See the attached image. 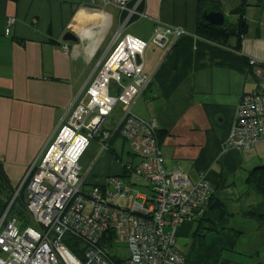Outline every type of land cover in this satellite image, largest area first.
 <instances>
[{
  "label": "crops",
  "instance_id": "obj_1",
  "mask_svg": "<svg viewBox=\"0 0 264 264\" xmlns=\"http://www.w3.org/2000/svg\"><path fill=\"white\" fill-rule=\"evenodd\" d=\"M92 1L0 0V166L10 182L24 180L75 106L88 100L84 88L116 41L130 36L147 42L150 53L145 50L141 64L152 77L174 42L162 54L161 47L152 46L156 29L195 33L198 0H144L139 8L144 17L132 20L115 0H97L94 6ZM231 8L221 11L225 18L236 16ZM247 15L250 34L253 20L262 37L249 34L243 50L264 62V12L249 9ZM67 32L78 40L63 41ZM263 83L255 70L212 66L187 73L169 97H160L159 88L148 90L150 85L136 99L138 113L131 109L139 119L157 121L171 172L193 183L204 177L214 188L209 205L175 231L173 250L185 264H264V219L253 214L262 213L264 200L247 182L250 172L264 167V141L249 150L228 147L242 97ZM115 109L121 122L123 109ZM246 164L253 169L243 171ZM81 167L89 170L88 183L117 172L96 141Z\"/></svg>",
  "mask_w": 264,
  "mask_h": 264
},
{
  "label": "built area",
  "instance_id": "obj_2",
  "mask_svg": "<svg viewBox=\"0 0 264 264\" xmlns=\"http://www.w3.org/2000/svg\"><path fill=\"white\" fill-rule=\"evenodd\" d=\"M130 1L115 3L122 12L144 17L137 11L144 0H137L133 8L128 7ZM183 32L157 28L153 43L161 47L169 34ZM147 46L132 37L112 45L100 73L84 88L88 101L75 106L69 123L58 130L21 181L27 186L26 208L34 226L25 222L18 227L16 219L8 221L7 213L0 220V264H184L173 250L175 231L183 220L205 209L213 186L204 177L193 183L180 172H170L156 145L157 122L131 112L151 81L137 63ZM251 64L264 80V62L252 59ZM114 85L122 88L119 96L111 95ZM115 108L123 109L127 121L122 134L146 158L135 173L153 187L150 195L118 176L88 183L81 175V159L91 138ZM263 141L264 91L242 97L228 147L249 150ZM166 214L172 215L170 226ZM68 241H77L79 248L72 251ZM121 244L127 256H120L119 263L107 260L106 246L116 256Z\"/></svg>",
  "mask_w": 264,
  "mask_h": 264
},
{
  "label": "trees",
  "instance_id": "obj_3",
  "mask_svg": "<svg viewBox=\"0 0 264 264\" xmlns=\"http://www.w3.org/2000/svg\"><path fill=\"white\" fill-rule=\"evenodd\" d=\"M135 1L137 2V0L130 1L128 3V7L133 8ZM229 1L232 3V14L236 15L238 18L235 24L230 25L227 23L226 18L225 25H227V28L214 27L205 22L202 16L203 12L209 13L224 11L223 8L226 6V3L228 5ZM96 3L97 0L92 1L93 6L96 5ZM142 6L143 4L141 3L139 8L142 9ZM139 8L137 11L141 13ZM249 9H258L264 12V0H198L195 33L193 35H187L185 32L179 35L174 33L169 34L176 35L174 42L172 43L169 51H167L162 64L151 77L149 85L143 92H145L151 85L148 90H156V88H159L160 93H156L159 94L160 97H169L187 73L212 66L230 67L242 73L249 70L251 73L252 70H254V66L251 64L252 59L249 58L243 50V42L250 34V24L247 15ZM123 12L127 13L125 11ZM135 16L137 17V15H130L128 13L129 20H132ZM115 87L116 90L114 91V89H112L111 95L119 96L122 92V88L119 85H115ZM262 91H264V83L263 87L258 90V92ZM254 92L257 91L249 92L247 94H253ZM123 116L124 119L121 120L120 125L116 126V129L108 127L107 129H104V127L101 129V138L98 139L97 143L99 144L102 152H108V154L112 156V159L117 160L119 163H121V156L117 154L114 144L118 139H122L125 143H127L130 149V152L128 153L130 155V160L123 164L122 169L116 168L117 172L112 173L109 176H118L137 191L142 192L145 195H150L151 191H153V187L146 182L144 178L135 173L138 165L145 162L146 158L141 156V154L136 153L133 149V141L122 134L124 129L123 127H125L127 123L125 114ZM105 133L109 134L107 138L105 137ZM160 136L161 134L158 132L157 123V129L154 137L156 139V145L160 149L163 156ZM127 165H131L132 169L130 171L127 170ZM104 180H106V178L102 179L99 183ZM247 182L251 191L264 200V167H257L250 172ZM10 183L11 182L0 166V220L3 215L7 213L9 216L8 221L16 219L19 224L21 219L29 218L26 208L27 186L24 184L19 189L13 190L11 189ZM136 187H139L140 189H137ZM213 193L214 188L211 193V197L207 202L208 205L212 201ZM18 203L19 207L15 208ZM261 208L262 213L258 214L253 212V214L256 217L259 216V218L264 219V203ZM171 216L172 215H165V218L167 219V226H170L171 224ZM111 237L112 236L110 234L107 238ZM122 245L123 244L119 246L122 247ZM68 247L72 251H75L79 248V243L77 241H68ZM106 247L109 252L107 254L108 258H105L109 261L114 260V262L119 263L121 261L120 257L117 255H111V248L108 246Z\"/></svg>",
  "mask_w": 264,
  "mask_h": 264
},
{
  "label": "rangeland",
  "instance_id": "obj_4",
  "mask_svg": "<svg viewBox=\"0 0 264 264\" xmlns=\"http://www.w3.org/2000/svg\"><path fill=\"white\" fill-rule=\"evenodd\" d=\"M226 7H232V3L229 1L228 2V5H227V3H226ZM238 18L236 17V16H227V18H226V21H227V23H231V22H236V20H237ZM263 20L264 19H262V22H263ZM255 22L252 20V26H251V34L249 35V38L250 39H255L256 37H262V35H260L259 34V32H258V34H257V30H258V28H257V25H255L256 26V28H255ZM175 37H176V35H168V37H167V40H166V42H165V44L163 45V46H161V51H163V53L162 54H164L167 50H168V45L169 44H171L172 42H173V40L175 39ZM264 37V36H263ZM170 40V41H169ZM156 44L154 43L152 46L154 47V48H156L158 45H156ZM148 47L149 46H147V48L146 49H148ZM159 47V46H158ZM157 47V48H158ZM150 48V47H149ZM150 49H148V50H146V53H147V55L150 53V51H149ZM88 100H86L85 102H87ZM141 102L140 101H138V100H136L133 104H135L136 105V107H135V105H134V107H133V105H132V108L134 109V112L135 113H138V111L140 110V106H141V104H140ZM73 113V112H72ZM71 117H72V114L70 115V117H69V119L65 122V123H69V121H70V119H71ZM120 118H121V116H120V114H119V112H118V110L117 109H115V110H113L112 111V113L110 114V115H107L106 117H105V119H106V121H104L103 122V124H102V126H100L99 127V129H98V131L96 132V133H94V135H93V137L91 138V140L94 142V141H98V139L99 138H101L100 136H101V129L104 127V129H107V127L108 128H114V129H116V126L120 123ZM118 123V124H117ZM64 125V124H63ZM62 125V126H63ZM61 126V127H62ZM91 143V142H90ZM90 145V144H89ZM114 146H115V148H116V152H117V154H119L120 156H121V163H119L117 160H114V159H112V162H113V164H114V168L116 169V168H118V169H122V166H123V164L124 163H126L128 160H130V155L128 154L129 152H130V149H129V146H128V144L127 143H125L122 139H118L116 142H115V144H114ZM46 150V149H45ZM100 155V154H99ZM96 160H94V162H95ZM252 166H248L247 164L245 165V167H243V171H246V170H251V169H253V168H251ZM249 168V169H248ZM89 172V170H87V169H85L84 167H83V169H82V171H81V175L82 176H85L87 173ZM92 182L93 183H95V181H93L92 180ZM10 185H11V189H19L21 186H22V183L20 182L19 184L17 183V182H14V181H11V183H10ZM137 189H140L139 187H136ZM17 193V192H16ZM17 207H19V203L16 205V207L15 208H17ZM259 208V206H257L256 207V209H258ZM22 213V212H21ZM29 218H25V219H21V222L18 224V227H20L23 223H25V222H28L29 223V225H31V226H34V224H33V220H31V218H30V216H28ZM7 219H9V216H7ZM117 251V250H116ZM261 255H263L264 256V246H263V248H262V251H261ZM117 256H121V257H125V256H127V252H126V249H125V245H122V248L121 249H119L118 251H117ZM184 264H185V261H184Z\"/></svg>",
  "mask_w": 264,
  "mask_h": 264
},
{
  "label": "water",
  "instance_id": "obj_5",
  "mask_svg": "<svg viewBox=\"0 0 264 264\" xmlns=\"http://www.w3.org/2000/svg\"><path fill=\"white\" fill-rule=\"evenodd\" d=\"M202 16L205 22L211 26L227 28V25H225V15L222 12H203ZM77 40V37L72 32H67L63 37V41L65 42H76ZM137 63H140L139 57H137Z\"/></svg>",
  "mask_w": 264,
  "mask_h": 264
},
{
  "label": "bare ground",
  "instance_id": "obj_6",
  "mask_svg": "<svg viewBox=\"0 0 264 264\" xmlns=\"http://www.w3.org/2000/svg\"><path fill=\"white\" fill-rule=\"evenodd\" d=\"M131 1H133V0H131ZM127 38L128 37H130V36H126ZM141 56L142 55H139L138 57H139V59H140V63H139V65H141V62H142V58H141ZM100 72H96L94 75H97V74H99Z\"/></svg>",
  "mask_w": 264,
  "mask_h": 264
},
{
  "label": "clouds",
  "instance_id": "obj_7",
  "mask_svg": "<svg viewBox=\"0 0 264 264\" xmlns=\"http://www.w3.org/2000/svg\"><path fill=\"white\" fill-rule=\"evenodd\" d=\"M129 20V19H128ZM83 158V157H82ZM82 160V159H81Z\"/></svg>",
  "mask_w": 264,
  "mask_h": 264
}]
</instances>
